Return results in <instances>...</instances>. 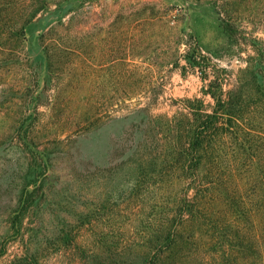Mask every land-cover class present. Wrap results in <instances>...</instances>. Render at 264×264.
I'll return each mask as SVG.
<instances>
[{"label": "trees", "instance_id": "1", "mask_svg": "<svg viewBox=\"0 0 264 264\" xmlns=\"http://www.w3.org/2000/svg\"><path fill=\"white\" fill-rule=\"evenodd\" d=\"M22 5L18 13L34 7ZM44 7L29 11L16 37ZM46 51L56 58L54 45ZM184 59L211 102L188 98L172 116L141 108L114 118L126 123L103 167L82 153L93 124L81 127L87 136L56 140L62 156L49 160L23 116L10 145L17 175L0 200L7 235L22 248L10 264H264V58H249L228 89L227 69L197 36ZM54 163L70 180L101 177L109 191L94 208L48 222L42 196Z\"/></svg>", "mask_w": 264, "mask_h": 264}, {"label": "rangeland", "instance_id": "2", "mask_svg": "<svg viewBox=\"0 0 264 264\" xmlns=\"http://www.w3.org/2000/svg\"><path fill=\"white\" fill-rule=\"evenodd\" d=\"M22 4L45 7L16 37L34 8L18 13ZM191 36L227 69L231 88L249 58H264V0H0V200L17 175L10 145L23 116L49 160L62 156L56 140L87 136L81 127L93 124L82 153L103 167L126 123L114 118L141 108L172 116L181 100L204 97L199 73L184 69ZM53 45L56 58H48ZM56 168L42 196L48 222L94 208L109 191L101 177L86 184ZM7 234L0 217V264L22 251Z\"/></svg>", "mask_w": 264, "mask_h": 264}]
</instances>
